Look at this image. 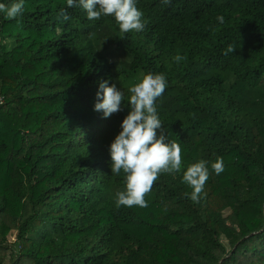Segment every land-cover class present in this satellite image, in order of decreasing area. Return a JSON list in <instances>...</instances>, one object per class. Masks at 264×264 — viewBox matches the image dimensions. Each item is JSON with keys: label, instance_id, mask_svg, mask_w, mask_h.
Listing matches in <instances>:
<instances>
[{"label": "trees", "instance_id": "1", "mask_svg": "<svg viewBox=\"0 0 264 264\" xmlns=\"http://www.w3.org/2000/svg\"><path fill=\"white\" fill-rule=\"evenodd\" d=\"M137 7L145 28L122 39L112 17L89 21L66 0L0 13V264H264V0ZM147 73L167 78L156 105L182 168L147 207L117 210L124 175L108 147ZM105 80L125 97L108 118L94 111ZM217 157L224 171L193 203L183 171Z\"/></svg>", "mask_w": 264, "mask_h": 264}, {"label": "clouds", "instance_id": "2", "mask_svg": "<svg viewBox=\"0 0 264 264\" xmlns=\"http://www.w3.org/2000/svg\"><path fill=\"white\" fill-rule=\"evenodd\" d=\"M165 5L171 0H161ZM67 8H81L89 21L101 17H112L118 26L121 39L129 32H141L145 28L143 12L137 7V0H66ZM24 0L6 5L0 3V13L4 18L13 20L23 15ZM64 21L70 19L62 9L59 13ZM220 24L223 16H217ZM237 48L229 44L223 54L227 56ZM177 63L185 59L177 54L173 58ZM167 88V78L163 73H147L139 82L129 87L128 106L130 111L122 120L121 131L115 136L108 147L110 171L115 175H124V189L114 197V206L145 208V199L152 190L154 183L161 174L175 175L181 172L182 149L176 142H166L163 124L159 118L156 101ZM97 100L94 111L102 112L104 118L121 110L124 103V92L116 84L107 80L99 83L96 93ZM224 171L221 157H217L209 166L206 160H199L187 166L182 174V183L191 188L185 193L193 203H199L204 186L211 174L219 175Z\"/></svg>", "mask_w": 264, "mask_h": 264}, {"label": "rangeland", "instance_id": "3", "mask_svg": "<svg viewBox=\"0 0 264 264\" xmlns=\"http://www.w3.org/2000/svg\"><path fill=\"white\" fill-rule=\"evenodd\" d=\"M205 200H208V199H205ZM216 201V200H215ZM221 202H218L220 205H225V209H226V211H228L229 210V208L226 206V205H228V203L226 202V201H223V200H220ZM214 204H216V203H214ZM45 208V205H42L41 207H40V209H44ZM196 208V207H195Z\"/></svg>", "mask_w": 264, "mask_h": 264}]
</instances>
